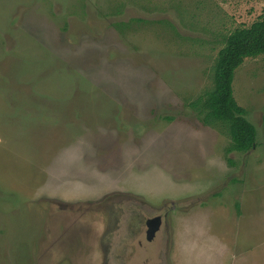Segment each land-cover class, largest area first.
<instances>
[{
    "label": "rangeland",
    "instance_id": "1",
    "mask_svg": "<svg viewBox=\"0 0 264 264\" xmlns=\"http://www.w3.org/2000/svg\"><path fill=\"white\" fill-rule=\"evenodd\" d=\"M262 13L0 0V264H264V55L232 83L250 151L190 107L225 38Z\"/></svg>",
    "mask_w": 264,
    "mask_h": 264
},
{
    "label": "trees",
    "instance_id": "2",
    "mask_svg": "<svg viewBox=\"0 0 264 264\" xmlns=\"http://www.w3.org/2000/svg\"><path fill=\"white\" fill-rule=\"evenodd\" d=\"M261 55H264V13L250 26L238 27L225 38L212 65V87L190 103L205 125L220 126L226 131L231 140L230 152H248L255 145V127L236 103L232 83L235 70L246 58Z\"/></svg>",
    "mask_w": 264,
    "mask_h": 264
},
{
    "label": "water",
    "instance_id": "3",
    "mask_svg": "<svg viewBox=\"0 0 264 264\" xmlns=\"http://www.w3.org/2000/svg\"><path fill=\"white\" fill-rule=\"evenodd\" d=\"M160 222V216L147 220L148 230L146 232V238L148 241H150L155 236L156 232L160 227Z\"/></svg>",
    "mask_w": 264,
    "mask_h": 264
},
{
    "label": "flooded vegetation",
    "instance_id": "4",
    "mask_svg": "<svg viewBox=\"0 0 264 264\" xmlns=\"http://www.w3.org/2000/svg\"><path fill=\"white\" fill-rule=\"evenodd\" d=\"M147 220H148V218L145 220L146 232H147V230H148ZM161 222H162V220H161ZM161 222H160V225H161ZM159 228H160V227H159ZM158 230H159V229H158ZM146 232H145V236H146Z\"/></svg>",
    "mask_w": 264,
    "mask_h": 264
}]
</instances>
